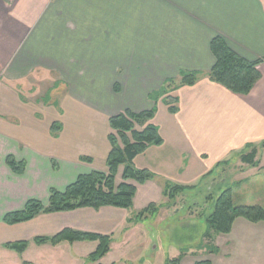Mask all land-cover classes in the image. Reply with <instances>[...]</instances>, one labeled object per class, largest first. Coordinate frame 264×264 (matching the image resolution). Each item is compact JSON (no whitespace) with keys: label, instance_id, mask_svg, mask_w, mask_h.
<instances>
[{"label":"crops","instance_id":"crops-1","mask_svg":"<svg viewBox=\"0 0 264 264\" xmlns=\"http://www.w3.org/2000/svg\"><path fill=\"white\" fill-rule=\"evenodd\" d=\"M216 37L247 61L263 58L264 0H0V246L28 240V249L34 237L53 236L65 228L111 235L113 245L114 236L127 226L139 192H158L159 178L192 186L218 163L228 161V167L252 148L263 160L264 62L258 66L261 78L248 95L229 92L206 78L215 63L210 43ZM181 72L197 73L199 79L172 92L177 112L171 114L163 100L154 103L149 95L168 80L178 81ZM46 77L64 88L56 104L61 116L63 109L66 116L79 108L108 119L155 107L150 123L158 128L163 144L149 146L133 160L136 169L154 177L143 185L129 182L137 189L131 209L86 208L3 224L7 213L21 211L31 199L47 204L51 189L64 191L84 174L81 156L64 150L70 142L63 119L47 124L43 139L29 138L31 124L19 138L17 116L33 110L21 99L18 86L26 84L28 89ZM47 136L54 146L47 144ZM8 157L25 162L22 175L7 167ZM152 192H143L147 202ZM141 224H133L126 236ZM211 237L208 243L218 249L211 256L224 254L228 259L235 250L250 251L251 244L254 257H264V222L239 218L229 234ZM65 245L85 264H97L87 261L96 242L49 245L54 251L47 250L48 244L36 245L35 252L51 257ZM6 255L1 252L10 261Z\"/></svg>","mask_w":264,"mask_h":264},{"label":"rangeland","instance_id":"rangeland-1","mask_svg":"<svg viewBox=\"0 0 264 264\" xmlns=\"http://www.w3.org/2000/svg\"><path fill=\"white\" fill-rule=\"evenodd\" d=\"M48 81L47 77L43 78L28 89L25 88L26 84L18 86L21 96L25 98L21 97V99L29 101V108L31 111L33 110L27 114V109H25L21 118L17 116V121L21 124L19 126V138L23 139L24 130L31 124L34 131L30 130L29 138L36 136L43 139L47 124L56 122L57 119L60 120L61 118L66 126L64 136L70 142V146L65 147L64 150H69V156L77 154L81 158H90L92 161V164L79 161V165L83 167L80 172L84 174L90 171L106 172L105 161L109 152L107 135L110 132L107 123L108 115L107 117L100 113L96 115L94 112L79 108L75 109L74 114L68 110L66 116L65 109H63V115H59L60 111L56 108V104L59 103L57 97L61 95L64 88ZM171 94L167 97H173ZM164 97L158 100H163ZM104 103L107 104V100ZM43 106L47 109H44ZM165 106L167 105L165 104ZM137 128L139 129V126ZM45 139L49 146H54L48 136ZM47 144L44 145V150L45 146L47 148ZM261 160V155L255 156L254 162H260L262 167L254 169L247 167L239 157H236L234 161L232 159L228 167L226 166V169L221 172L220 169L217 170L203 183L200 184V180H193L190 185L197 186L198 189L193 192L179 193L172 204L167 203L168 201L163 197L161 191L163 192L167 185L178 184L173 178L160 176L161 178L157 180L159 191L155 193L148 191L152 192L148 202L146 194L143 195V192H148H139L138 200L134 201V207L129 211L131 214L129 219L151 203L162 207L152 211L151 214L153 215H149L128 236L125 233L133 223L127 221V226L114 236L113 245H110L108 254L100 260L99 264H166L167 261L173 259H179L180 264H194L202 260H210L212 264H264L263 255L254 257L251 244H249L250 251L237 250L236 252L235 250L230 258L225 259L224 254L211 256L213 245L205 239L206 234H209L206 219L213 211L216 198L224 190L231 189L232 201L236 206L264 207V159L262 162ZM123 168V166L118 168L115 176L116 185L122 182ZM209 196L211 199H208ZM143 198L146 202L142 200ZM18 232L20 231H12L14 234ZM243 235L246 236L245 232ZM226 239L230 238L222 237L219 241ZM19 240H23V238ZM65 246L62 252L55 251L56 254L51 255V257L47 254L41 257L37 256L35 252L37 246L32 241H30V246L24 255L6 251L0 246V264L86 263L76 255L70 245ZM46 248L54 251L49 245ZM1 252L8 254L6 258H9L10 261L1 257Z\"/></svg>","mask_w":264,"mask_h":264},{"label":"trees","instance_id":"trees-1","mask_svg":"<svg viewBox=\"0 0 264 264\" xmlns=\"http://www.w3.org/2000/svg\"><path fill=\"white\" fill-rule=\"evenodd\" d=\"M210 50L215 63L207 72L206 78L215 84L224 87L229 92L239 95H248L261 78L258 66L264 62V57L256 61H247L229 49L225 42L219 38H214L210 43ZM199 76L194 72H181L178 81L168 80L156 92L149 95V100L156 101L164 97L163 101L168 107V112H177L174 104L176 98L168 96L181 86H193L197 83ZM155 115V107L150 111L142 113H131L125 111L107 119L109 134L107 142L109 152L106 157V172L92 171L83 174L66 187L64 191L51 189L47 204L31 199L26 202L21 211L7 213L3 217V224L16 225L26 223L39 215L67 213L79 209L99 210L104 207H113L129 210L133 206V199L136 194V186L143 185L153 179V174L147 170H138L133 165L136 156L144 153L149 146H161L163 140L159 135L158 128L151 124ZM139 126V129L137 128ZM255 148L248 154L240 156L242 163L255 166ZM80 161L91 164L90 158L82 157ZM6 165L15 175H22L25 171V162H19L13 157L6 159ZM228 165V161L221 162L216 168L200 180L203 183L209 176L215 174L216 169ZM123 166L121 175L122 182L115 184V176L118 168ZM197 186H165L163 196L167 203H174L175 197L179 193L193 192ZM211 199V196L208 197ZM162 206L154 203L138 212L129 222L137 224L147 219L152 211ZM244 219L250 223L264 222V207L259 206H236L232 201L231 189H226L216 198L212 213L207 217L206 223L209 234H206L208 241L212 239L211 234L227 235L230 233L236 219ZM37 246L48 244L58 246L62 243L73 244L76 242H96V249L88 255L87 261L99 264V261L109 252L112 243L111 235H100L81 232L65 228L53 236H36L32 240ZM29 245L28 241L9 242L3 245L6 250L22 254ZM212 254H217L218 249L212 247ZM179 259H173L166 264H180ZM194 264H212L210 260H202Z\"/></svg>","mask_w":264,"mask_h":264}]
</instances>
